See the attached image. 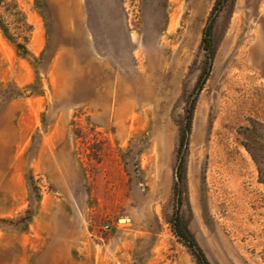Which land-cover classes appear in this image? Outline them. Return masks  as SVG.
I'll return each mask as SVG.
<instances>
[{"label": "rangeland", "instance_id": "1", "mask_svg": "<svg viewBox=\"0 0 264 264\" xmlns=\"http://www.w3.org/2000/svg\"><path fill=\"white\" fill-rule=\"evenodd\" d=\"M177 219L264 264V0H1L0 264H197Z\"/></svg>", "mask_w": 264, "mask_h": 264}, {"label": "trees", "instance_id": "2", "mask_svg": "<svg viewBox=\"0 0 264 264\" xmlns=\"http://www.w3.org/2000/svg\"><path fill=\"white\" fill-rule=\"evenodd\" d=\"M0 3H1V0H0ZM18 49H19V52L21 54L26 53V48L24 45L18 44ZM193 112H194V105L192 104L190 107V110L188 112L186 122H185L184 126H182L180 129V133H181L180 134V147L187 146V137H188V134H189V131L191 128ZM178 171H179L178 174H180V168ZM178 221H180V220L177 219V222H175L173 224L175 234L177 235V237L191 251V253L193 254V256L195 257V259L197 261V264H209L208 261L206 260V258L204 257L202 251L199 249L196 242L194 241V239L190 235V233L186 229L181 230V228L178 224Z\"/></svg>", "mask_w": 264, "mask_h": 264}, {"label": "built area", "instance_id": "3", "mask_svg": "<svg viewBox=\"0 0 264 264\" xmlns=\"http://www.w3.org/2000/svg\"><path fill=\"white\" fill-rule=\"evenodd\" d=\"M105 229H107V227H105Z\"/></svg>", "mask_w": 264, "mask_h": 264}]
</instances>
